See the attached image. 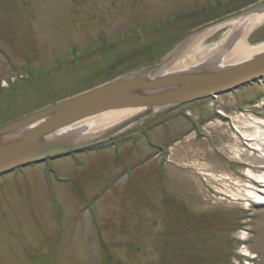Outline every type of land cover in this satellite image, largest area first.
<instances>
[{
	"label": "rangeland",
	"instance_id": "1",
	"mask_svg": "<svg viewBox=\"0 0 264 264\" xmlns=\"http://www.w3.org/2000/svg\"><path fill=\"white\" fill-rule=\"evenodd\" d=\"M253 1L0 0V66H6L0 78L15 71L22 75L0 88V124L137 70L143 61L159 62L193 33L215 27ZM228 29H219V38ZM262 41L264 23L248 39L250 44ZM212 44L200 40L190 52ZM159 47L166 50L155 55ZM215 103L225 109L228 122L213 113L212 120H203ZM262 105L263 83L221 95L217 102L183 105L199 121L195 132L176 109L142 121L140 128L166 148L164 156L134 168L128 185L125 176L118 177L122 168L117 172L112 166L119 162L129 167L130 161L159 152L145 148L137 131L133 145L128 141L118 146L121 157L111 148L79 152L2 175L0 264H229L231 255L246 250L256 253L255 264H264V206L253 208L246 196L228 198L247 183L259 186L244 174L251 151L237 140L240 134L230 122L241 115L244 121L253 115L264 120ZM161 157L165 170L158 174ZM110 169L104 180L109 187L99 190ZM83 171L85 178H78ZM146 179L165 187L152 189L143 183ZM99 191L103 195L92 205ZM87 201L92 203L85 206ZM240 214L248 220L241 229L250 227L252 235L244 247L239 245L240 230L233 228L244 222L231 223ZM228 220L231 226L224 225Z\"/></svg>",
	"mask_w": 264,
	"mask_h": 264
},
{
	"label": "water",
	"instance_id": "2",
	"mask_svg": "<svg viewBox=\"0 0 264 264\" xmlns=\"http://www.w3.org/2000/svg\"><path fill=\"white\" fill-rule=\"evenodd\" d=\"M263 8L264 1L243 13H251ZM240 67L242 69L239 72L229 77L224 74L226 70L215 73L203 70L206 73L205 76L199 75V70L188 72L195 78H191L188 73L184 74V72L153 76L152 72L148 73L143 70L148 77L135 78L131 76L133 74L124 76L7 124L0 128V174L18 165L105 139L150 113L133 116L97 138L84 142L77 143L62 135L64 128L89 116L116 109L138 110L149 108L152 105H160L161 107L156 109L158 110L191 99L226 92L260 78L264 75V56L230 69L236 70ZM154 87H169L170 89L168 88L169 91H163L164 93L159 95L148 94L143 98L137 97L140 90H151ZM22 126H29V128L24 130L20 128ZM5 138L7 141H4Z\"/></svg>",
	"mask_w": 264,
	"mask_h": 264
},
{
	"label": "bare ground",
	"instance_id": "3",
	"mask_svg": "<svg viewBox=\"0 0 264 264\" xmlns=\"http://www.w3.org/2000/svg\"><path fill=\"white\" fill-rule=\"evenodd\" d=\"M263 23L264 8L262 10H254L251 13H243L232 17L226 24H219L220 26L229 25V29L226 33L227 36L229 35V39L227 38L225 40L223 37L213 47L204 49L203 51L196 50L195 52H190L196 49V45L200 40L214 33L216 28H208L200 33L192 35L193 38L188 40L185 45H181L178 49L166 55V58L159 63L161 70L156 71L157 69H155L154 72L157 74L182 71L184 74H187L188 72L192 73L199 70L198 74L205 76L206 73H204L203 70L209 73L226 70L224 73L226 77L231 76L233 73L236 74L242 68L240 67L236 70L230 68L249 63L264 56V41L256 44H250L248 42L251 33ZM149 69L150 68L147 67L146 70H144L149 73ZM131 76L135 78H139L140 76L146 78L147 75L141 70L136 71ZM191 78H195V76H191ZM189 81L191 80L189 79ZM168 88L169 87H154L151 90L142 89L137 97L141 96V98H143L148 94L159 95L160 93L169 91ZM159 107L161 106L152 105L149 106V108H141L136 111L132 109H116L99 113L91 117L89 116L68 127V129L65 130L66 135L83 139L96 136L109 129L110 126L115 123L134 115V113H137L135 117L138 115L142 116L146 113L155 112ZM248 118L249 120L244 121L241 115L237 116L233 121L235 130L240 134L239 138L236 136L237 140L239 139L240 142L243 141L244 145L246 147L249 146L251 151L248 155L247 163L245 162L246 170L244 174L251 179L264 183V120L257 118L255 115L249 116ZM20 128L26 130L29 126H22ZM14 130L15 129H13V131ZM4 141H7V139L5 138ZM198 166L202 167V165ZM224 189L227 190L228 187L225 186ZM258 191L259 190H256L253 185L247 183V188L242 189L238 194H233L231 191H228L232 194L229 199L237 200V196H246V198L252 199L254 202L262 203L264 202V191Z\"/></svg>",
	"mask_w": 264,
	"mask_h": 264
}]
</instances>
